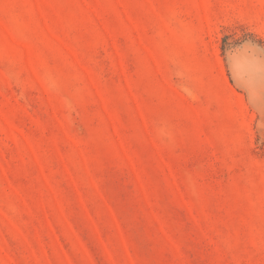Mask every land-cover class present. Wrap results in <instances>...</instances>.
I'll return each mask as SVG.
<instances>
[{"label": "rangeland", "instance_id": "obj_1", "mask_svg": "<svg viewBox=\"0 0 264 264\" xmlns=\"http://www.w3.org/2000/svg\"><path fill=\"white\" fill-rule=\"evenodd\" d=\"M0 264H264V0H0Z\"/></svg>", "mask_w": 264, "mask_h": 264}]
</instances>
